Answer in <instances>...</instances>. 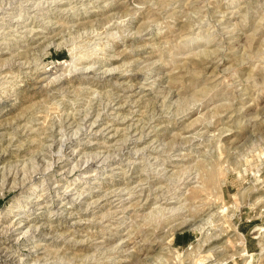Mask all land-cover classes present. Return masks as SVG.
<instances>
[{"label":"rangeland","instance_id":"1","mask_svg":"<svg viewBox=\"0 0 264 264\" xmlns=\"http://www.w3.org/2000/svg\"><path fill=\"white\" fill-rule=\"evenodd\" d=\"M0 264H264V0H0Z\"/></svg>","mask_w":264,"mask_h":264},{"label":"bare ground","instance_id":"2","mask_svg":"<svg viewBox=\"0 0 264 264\" xmlns=\"http://www.w3.org/2000/svg\"><path fill=\"white\" fill-rule=\"evenodd\" d=\"M171 208H172V207H171ZM201 226H202V225H201ZM195 228H198V227L196 226V227H194V229H195ZM198 229H199V228H198ZM201 229H203V227H200V230H201Z\"/></svg>","mask_w":264,"mask_h":264}]
</instances>
